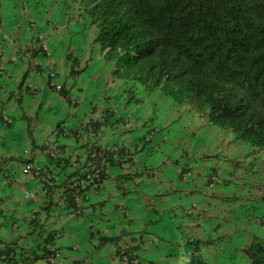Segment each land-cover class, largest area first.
<instances>
[{
    "label": "clouds",
    "instance_id": "1",
    "mask_svg": "<svg viewBox=\"0 0 264 264\" xmlns=\"http://www.w3.org/2000/svg\"><path fill=\"white\" fill-rule=\"evenodd\" d=\"M0 264H264V0H0Z\"/></svg>",
    "mask_w": 264,
    "mask_h": 264
}]
</instances>
